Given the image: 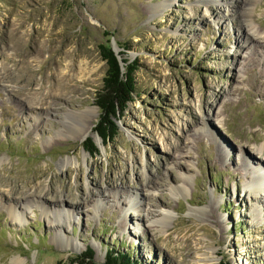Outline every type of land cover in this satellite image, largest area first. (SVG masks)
<instances>
[{
    "label": "rangeland",
    "instance_id": "obj_1",
    "mask_svg": "<svg viewBox=\"0 0 264 264\" xmlns=\"http://www.w3.org/2000/svg\"><path fill=\"white\" fill-rule=\"evenodd\" d=\"M263 36L264 0H0V264H264ZM107 48L135 89L80 139Z\"/></svg>",
    "mask_w": 264,
    "mask_h": 264
},
{
    "label": "trees",
    "instance_id": "obj_2",
    "mask_svg": "<svg viewBox=\"0 0 264 264\" xmlns=\"http://www.w3.org/2000/svg\"><path fill=\"white\" fill-rule=\"evenodd\" d=\"M120 54L122 55V52ZM102 58L109 63V71L102 91L99 93V99L96 101L102 113L98 125L93 130L105 140L108 136L116 133L115 114L118 105L124 104L126 100L130 99L131 92L135 89L134 69L136 67L124 57L120 59L112 48H107L103 52ZM89 139L92 147L84 145V148L90 153H96L98 147L92 137ZM91 255L92 250L89 249L81 259H78V264H94L91 261ZM105 264H138V262L132 260L126 251L112 248L106 252Z\"/></svg>",
    "mask_w": 264,
    "mask_h": 264
},
{
    "label": "bare ground",
    "instance_id": "obj_3",
    "mask_svg": "<svg viewBox=\"0 0 264 264\" xmlns=\"http://www.w3.org/2000/svg\"><path fill=\"white\" fill-rule=\"evenodd\" d=\"M164 4H166L165 2H163ZM253 4V2H250V5ZM253 9L252 8H244V13L246 14V21H247V25H248V29L254 32V28L252 27V20H250L251 18V13H252ZM16 20V19H15ZM18 28L17 31L15 30H11V34H10V38L13 41L14 38L16 39V37L20 36L19 33V28H20V22L18 23ZM264 38V36L262 37ZM15 42V41H14ZM60 62V61H59ZM64 65L63 63L59 64V69H55V73H56V81H57V86L56 89L58 90H54V91H50L47 96H51L52 95H58V93L60 95H63L62 89H65L66 87H69L68 84L65 83L64 77V71H59L61 66ZM66 66H69L68 63H65ZM82 69V67H81ZM63 70V69H62ZM68 69H66L67 71ZM83 70V69H82ZM98 110L92 106V108H88L86 110H83L81 112H74V111H70L69 114L73 117V116H77L78 118H76V121H73V133L76 134L77 138H84L86 135L90 134L93 132L94 129V121L95 119L98 117ZM262 147V146H261ZM256 150L258 151V153H261L263 157H261L260 163L262 165H260L259 169H253V173L255 174V179L253 181H251V183L249 184V187L251 189V192H255L256 189H261L264 190V163L262 161H264V149H261L260 147H256ZM31 195H36L35 193H31L29 195H26V197L28 198ZM28 203H30V199L28 198ZM12 214L17 216V211H12ZM162 219H167V218H171L170 214L167 212H164V214L161 216ZM154 221H159V220H154ZM63 231V230H61ZM65 245L73 247L74 249H80V247L75 246L74 242L71 241H67L65 243ZM14 263L15 264H19L21 263L20 260L18 258H14Z\"/></svg>",
    "mask_w": 264,
    "mask_h": 264
},
{
    "label": "water",
    "instance_id": "obj_4",
    "mask_svg": "<svg viewBox=\"0 0 264 264\" xmlns=\"http://www.w3.org/2000/svg\"><path fill=\"white\" fill-rule=\"evenodd\" d=\"M115 51V53H116V50H114ZM94 264H96L95 262H93Z\"/></svg>",
    "mask_w": 264,
    "mask_h": 264
}]
</instances>
